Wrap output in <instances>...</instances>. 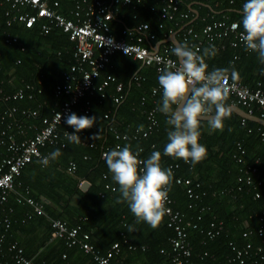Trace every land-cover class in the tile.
Segmentation results:
<instances>
[{
    "label": "trees",
    "instance_id": "16d2710c",
    "mask_svg": "<svg viewBox=\"0 0 264 264\" xmlns=\"http://www.w3.org/2000/svg\"><path fill=\"white\" fill-rule=\"evenodd\" d=\"M245 2L246 0H234L232 3L228 0H218L217 3L215 0H182L174 19H160L159 8L162 0H142L121 7L123 13L116 22L114 32L121 36L120 31L123 28L133 30L138 23L147 22L149 31L155 32L157 41L168 36L170 32L179 30L184 23L197 30L214 19L238 20L239 28L243 29L242 3ZM72 4V0H59L58 10L69 15L68 9ZM7 6L8 2L0 5V128H5L13 116L25 121L19 113L24 107H37L39 116L49 115L50 104L57 98L53 92V84L63 78L62 74L74 62V42L68 38L67 33L55 26L45 33L40 28V22L31 27L17 21L7 24L4 15ZM193 9L197 10V15ZM181 13L186 16H180ZM159 22L163 23V27H158ZM6 32L16 35L17 41L7 43ZM180 32L181 30L177 32V37ZM145 44L148 45V42ZM21 46H24V50ZM210 46H214L216 51L215 55L204 57L208 71L215 68H229L230 71L235 69L241 81L249 86L256 87L258 81L264 84V63L260 62L256 52L247 50L245 46H232L227 39H204L198 54L203 56V50ZM235 54L238 55L237 58H234ZM17 59L20 62H16ZM136 71L144 77L139 82L132 77ZM106 73L113 74L117 81L122 82L120 100L115 102L112 99L117 93L113 82L104 88L103 96L98 92L94 95L86 94L73 107L72 112L77 116L97 118L92 128L78 133L93 145L69 143L66 137L61 136L59 143L42 148L49 153L59 149L60 156L50 160L47 166L39 159H33L22 168L17 177L22 184L21 191L25 192L27 189L28 195L39 200L45 214H32L23 221L31 207L10 196L7 206L13 207V213L4 244L16 241L23 246L26 255L32 256L38 245L21 242L15 238V231L23 229L25 223L32 219L36 223H44L50 231L47 221V216H50L63 219L68 225H78L81 231L89 233L90 241L100 251L108 249L113 241H119V251L114 258L117 264L170 263L173 252L170 238L175 232L168 225L167 216L164 215L161 222L153 228L145 222L137 223L127 202H118L122 199L119 186L112 179L104 157L100 155L106 144L115 141L108 130V123L111 122L118 131L128 134L127 140L120 142V148L129 145L133 152L141 148L140 155L145 159L156 149L161 152L162 168L168 169L170 163L177 165L171 169L173 176L168 191L173 199V207L197 223L196 228L186 226V239L191 245L195 264H239L238 259L234 258L236 248L248 240L252 243V253L258 245L264 246V126L246 118L242 122V117L235 112H230L224 118L222 130H211L207 120H201L198 142L206 147V156L195 165L191 162L185 163L181 158L163 154L170 126L166 123L167 116L160 111L157 125L146 137L133 139L131 135L135 126L145 123L146 110L154 103L159 104L162 99V90L151 94L157 81L154 67L141 66L138 59L116 52L111 55L110 62L95 82L98 83ZM39 78L40 82L37 81ZM26 82L35 87L34 95L30 98H13L12 92ZM38 87L40 92L36 91ZM3 94H8L9 97L3 99ZM232 98L229 94L225 101L226 106L232 102ZM12 106L17 107L12 116L2 113ZM84 108H88L89 112L85 113ZM106 112L108 117H104ZM252 113L260 115L261 111L254 108ZM1 115H4L3 119ZM39 116L28 120L38 122ZM62 126L74 131L67 124ZM31 131L29 129L27 134ZM93 135H98V138L92 140ZM61 141L64 145H60ZM236 141L245 149L242 162H237L233 156ZM70 161L75 163L73 173H68L66 169ZM248 163L257 167L253 176L254 186L238 180V176L242 174L241 167ZM176 176L190 177L192 185L198 183L195 187L203 194L198 198L189 197L184 185L175 181ZM83 179L89 181L86 189H82L79 184ZM258 179L261 180L260 184L256 183ZM255 191L260 192L258 197H254ZM202 205H209L210 209L201 210ZM219 219L224 221V229L213 237H206L201 230L209 221ZM129 225L134 226L135 230L129 232ZM260 226L262 235L256 232ZM244 228L251 230L248 237L241 235ZM123 235L130 239L129 243L134 248L123 242ZM47 236L40 239V244H43ZM33 257L35 262L46 264H97L77 245L68 247L60 238L54 239L47 244L46 250ZM245 260L249 262L251 259L245 257Z\"/></svg>",
    "mask_w": 264,
    "mask_h": 264
},
{
    "label": "built area",
    "instance_id": "2783aa9c",
    "mask_svg": "<svg viewBox=\"0 0 264 264\" xmlns=\"http://www.w3.org/2000/svg\"><path fill=\"white\" fill-rule=\"evenodd\" d=\"M72 1L73 4L68 9L69 15H67L58 10L59 0H0V5L8 2V6L4 9L7 24L17 21L26 27H31L36 22H40V28L45 33L53 26L59 27L74 42L72 52L74 62L69 66V70L62 74L63 78L53 84V92L57 98L50 104V114L39 116L37 107H24L20 109L19 113L25 118V121L22 118L17 119L13 116V119L7 123L5 128H0V264H46L44 262H35L34 257L26 255L23 246L16 241H9L4 244L6 231L11 226L10 216L13 213V207L7 206V203L9 197L14 196L15 199L21 200L31 207V210L26 212L23 221L31 217L32 214H45L42 203L39 200L28 195L27 189L25 192L21 191L22 184L17 177L27 163H30L33 159L41 160L42 157L49 154V152L42 150L44 146L57 144L61 136L66 137V132H73L68 127H63L62 125L66 124V115L72 112L73 107L86 94L94 95L98 92L103 96L104 88L113 82L117 93L112 96V99L115 102L120 100V92L123 88L122 82L117 81L113 74L106 73L98 83L95 82L96 78L110 62L111 55L121 52L134 59H138L141 62V66L154 67L157 77L160 74L159 70L170 63L176 66L179 65L178 58L172 52L174 43L171 41L160 42L173 31L168 36L156 41V34L154 31H149V24L147 22H140L133 30L123 28L120 31L121 36L115 34L116 22L123 13L121 7L142 0ZM180 1L182 0H162L161 8H159L160 19H174ZM228 1L229 3L234 2V0ZM215 2L217 3L218 0H215ZM152 8L154 7L152 6ZM180 16H186V14L181 13ZM158 27H163V23L159 22ZM179 30L181 32L179 37H177L178 41L181 43L187 42L188 46L193 48V50H200L204 39L208 41L227 39L228 43L232 46H245L241 39L243 29L239 28L238 20L214 19L206 22L197 30L188 23H184ZM109 39L113 41L111 46L107 44ZM5 41L7 43H14L17 41V36L6 32ZM146 41L148 45L145 44ZM20 48L24 50V46ZM237 57L238 55L235 54L234 58ZM16 62H20V60L17 59ZM132 77L136 82L144 79L138 71ZM21 81H24L23 78H21ZM37 81L40 82L41 79L39 78ZM227 87L229 88V94L233 97L232 103L243 106L250 113L256 108L261 111L260 116L263 117L264 84L261 81L257 82L256 87H251L242 82L239 77L232 79L229 75ZM34 89L33 84L26 82L24 85L16 88L11 96L16 99L30 98L35 93ZM159 90L161 88L157 80L151 89V94H155ZM36 91L40 92L41 89L38 87ZM8 97V94H3V99H7ZM157 106L158 104L154 103L146 110V121L144 124H141L143 125V129L137 131L140 125L135 126L131 134L133 139L146 137L157 125V115L159 112ZM16 111L17 107L12 106L2 113L12 116ZM84 112H89L88 108H84ZM37 116L40 117V121L38 122L28 120L30 118L34 119ZM104 117H108V112L104 113ZM3 118L4 115H1V119ZM244 119L242 117V122ZM29 129H32V131L30 134H27ZM108 130L113 135L115 141L109 142L102 148L101 157H104V153L116 149L117 146L120 147V142L128 138L126 132L118 131L111 122L108 123ZM80 139L81 144L93 145L87 139L82 137ZM60 145H64V142L61 141ZM151 146L154 147V144ZM140 150L141 148L133 153L135 154L139 151L137 158L139 161H143L145 158L140 155ZM244 153V147L239 141H236L233 156L237 162L243 161L242 156ZM256 161L257 159H255ZM175 166L177 165L170 163L168 168L173 169ZM66 169L68 173H73L75 171V163L70 161ZM142 169L143 165L138 164V171ZM241 170L242 174L238 176V180L244 181L247 185L254 186L255 180L253 176L257 172V167L248 163L242 166ZM175 181L184 185L189 197L198 198L203 194V192L197 190L195 187L198 183H195V186L192 185L190 177L176 176ZM256 183L260 184L261 180L258 179ZM239 188L240 186H238ZM259 195V191L254 192V197H258ZM172 203L173 199L170 197L168 191V199L165 203V215L167 216L168 225L172 226L175 232L170 238L173 252L169 264H195V260L192 258L191 245L186 239V226L196 228L197 223L190 218H186L178 209L173 207ZM189 206H191V203H189ZM200 209L208 210L210 206L202 205ZM47 221L50 226L49 239H63L65 245L68 247L77 245L84 253L89 254L90 259L97 264H117L114 258L119 251V241H113L108 249L100 251L90 241L89 233L81 231L78 225H68L65 220L50 216H47ZM223 222L220 219L211 220L201 231H203L206 237H213L224 229ZM256 232L258 235H262V226ZM250 233L251 230L249 228L241 230L243 237H248ZM123 242L128 243L129 247H135L129 243L130 239L124 235ZM262 243H264V238H262ZM251 248L252 243L249 240L246 241L244 245L236 248L234 258L238 259L239 264H264V246L258 245L255 247L253 253L250 250ZM62 256L64 257L65 254L63 253ZM245 257L251 260L247 262Z\"/></svg>",
    "mask_w": 264,
    "mask_h": 264
},
{
    "label": "clouds",
    "instance_id": "9594fccd",
    "mask_svg": "<svg viewBox=\"0 0 264 264\" xmlns=\"http://www.w3.org/2000/svg\"><path fill=\"white\" fill-rule=\"evenodd\" d=\"M241 24V39L246 49L256 52L260 62L264 63V0H246L242 6ZM107 44L111 46L113 41L109 39ZM203 51L202 56L198 54L199 49L193 50L187 42L175 41L172 52L179 65L170 63L159 70L157 77L162 90L157 110L167 116L166 123L170 126L163 154L193 165L206 156V147L198 142L201 120H207L211 130L223 129V120L229 115L225 104L229 95L227 81L229 75L232 79L238 77L234 69L215 68L208 71L204 57L215 55L216 50L210 46ZM96 119L95 116H77L74 112L67 114L65 123L74 129L72 133H65L67 141L80 144L78 133L92 128ZM142 129L143 125H140L137 131ZM96 138L98 135L91 137L92 140ZM60 155L57 149L42 157L40 162L47 166L50 160ZM138 156L139 151L134 154L129 145L123 148L117 146L104 153L107 168L119 186L122 199L118 202H127L137 223L145 222L155 228L166 213L167 189L173 173L170 168L161 167L160 151H153L143 161H139ZM138 164L143 165L141 171H138ZM127 227L129 232L135 230L132 225Z\"/></svg>",
    "mask_w": 264,
    "mask_h": 264
},
{
    "label": "crops",
    "instance_id": "0c3cea01",
    "mask_svg": "<svg viewBox=\"0 0 264 264\" xmlns=\"http://www.w3.org/2000/svg\"><path fill=\"white\" fill-rule=\"evenodd\" d=\"M195 15H197V14H195ZM176 36H177V33H176ZM49 234H50L49 227H47L44 223L43 224L42 223H36V221L34 219H32V220L27 221L25 223V225L23 226V229L16 230L14 235H15V238H17L21 242H24V243L30 242L34 246L38 245L35 247L33 255H32V256H35L38 253H40L41 251L46 250L47 244L54 241V239H49ZM45 235L46 236L48 235L47 239L43 242V244H40V243H42L40 241V239L43 238ZM55 239H57V238H55Z\"/></svg>",
    "mask_w": 264,
    "mask_h": 264
},
{
    "label": "water",
    "instance_id": "95a60500",
    "mask_svg": "<svg viewBox=\"0 0 264 264\" xmlns=\"http://www.w3.org/2000/svg\"><path fill=\"white\" fill-rule=\"evenodd\" d=\"M206 5L210 6L207 3H206ZM193 11L195 12V14H198L196 9H193ZM176 33H177V30L173 31L168 37L162 39L160 42L171 41L174 43L175 41H178ZM227 107L229 109V113L235 112L240 117L246 118V119L251 120V121H255V122L261 124L262 126H264V117H262L260 115H256L254 113H250L238 104L230 103L227 105ZM88 185H89V181L86 179H83L82 183L80 184V187L82 189H86L88 187Z\"/></svg>",
    "mask_w": 264,
    "mask_h": 264
}]
</instances>
